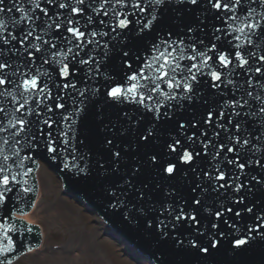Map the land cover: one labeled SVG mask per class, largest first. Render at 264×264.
I'll return each instance as SVG.
<instances>
[{
    "label": "snow or ice",
    "instance_id": "snow-or-ice-1",
    "mask_svg": "<svg viewBox=\"0 0 264 264\" xmlns=\"http://www.w3.org/2000/svg\"><path fill=\"white\" fill-rule=\"evenodd\" d=\"M35 154L144 264H264V0H0V264Z\"/></svg>",
    "mask_w": 264,
    "mask_h": 264
},
{
    "label": "bare ground",
    "instance_id": "bare-ground-1",
    "mask_svg": "<svg viewBox=\"0 0 264 264\" xmlns=\"http://www.w3.org/2000/svg\"><path fill=\"white\" fill-rule=\"evenodd\" d=\"M41 167H39V172H41ZM52 173H54L55 175L53 177V184L56 189L55 192H53V197L49 199L48 206H52V208H50V210L52 209V211L49 212V216H53V218L59 224L66 225V238H68L65 242L62 243V249H64V253L61 254L62 261H66L68 259H71V257H74L72 253H68V251L72 252V248L76 247V250L78 251V253H75L76 255L78 254L76 259H81V251L86 252L91 248L97 246L100 247L98 249V252L100 251V249H104V254H108L117 264H140L139 262L136 263L135 260H132V258L129 257L128 254L122 252V244H119V241H115V238L113 236H109L108 233L102 234L101 228H99L97 224L92 221L96 217L95 214H84L77 208V206L72 203L73 199L70 198L69 195L60 193L62 179L61 177L56 176L55 172ZM39 181L41 182L40 177ZM40 186L41 187L38 196L43 192V187L42 185ZM37 202L38 203L36 204L35 208L27 215L30 219L33 220H37L38 211H41L39 208L40 200H38ZM55 225L57 226V224ZM45 236L46 233L44 234V237ZM43 245L44 243H42L39 248L42 249ZM38 249H33L32 252H36V250ZM93 257L96 258V256ZM94 258H89V264H98V262H96ZM73 260L74 258L72 259V261ZM100 261V264H102L103 260L101 259ZM14 262H18V259L14 260ZM85 263L86 261L84 260V264Z\"/></svg>",
    "mask_w": 264,
    "mask_h": 264
},
{
    "label": "rangeland",
    "instance_id": "rangeland-1",
    "mask_svg": "<svg viewBox=\"0 0 264 264\" xmlns=\"http://www.w3.org/2000/svg\"><path fill=\"white\" fill-rule=\"evenodd\" d=\"M52 172L53 171H50V169L47 168V165L43 164L40 172L41 184L43 187V192L40 195L39 205L41 211H38L37 219L42 222L46 231V239L44 242V246L42 249L36 252L25 254L21 259L18 260V262H15L14 264H84V260L86 261L85 264H89V258L92 259L94 258L93 256H96V258L94 259L96 260V262H98V264L101 263V259L103 260L102 264H117L108 254H104V249H100V251L98 252V249L100 247L97 246L93 247L94 249L91 248L89 251L86 252L81 251V259H76L78 254L76 255L75 253H78V251L76 250V247L72 248V252L68 251V253H72L74 257H71V259H68L66 261H62L61 254L64 253V249H62V243L65 242L68 238H66V225L59 224L53 218V216H49V212L52 211V209L50 210L52 206H48L49 199L53 197V192H55L56 189L53 184V177L55 175ZM72 199V203L77 206V208L81 212L86 215L94 214L93 212L88 211V209H84V206H82V204L76 203V199ZM92 221L96 223L99 228H101L99 216L97 214ZM55 224H57V226ZM102 234L106 233L102 232ZM73 258L74 260L72 261ZM135 261L136 263L139 262L138 260Z\"/></svg>",
    "mask_w": 264,
    "mask_h": 264
},
{
    "label": "water",
    "instance_id": "water-1",
    "mask_svg": "<svg viewBox=\"0 0 264 264\" xmlns=\"http://www.w3.org/2000/svg\"><path fill=\"white\" fill-rule=\"evenodd\" d=\"M56 176H58V174H56ZM60 192L61 193H63V194H65L64 192H65V190H63V188H62V186H60ZM69 193H67V195H68ZM69 197L70 198H73L71 195H69ZM76 198V197H75ZM77 199V198H76ZM76 203H79L77 200H76ZM85 206H87L86 204H85ZM88 208V207H87ZM86 207H84V209H87ZM90 208V207H89ZM89 211V210H88ZM99 222H100V225H101V230H102V232L103 233H108V235L109 236H113L114 238H115V241H119V244H122V252H124V253H126V254H128L129 255V257H132V260H138L139 261V263L140 264H144V261L143 260H141L140 258H143V259H145V257H140V256H143L141 253H136V255H139V257L138 258H135V256H132V251H134L133 250V248L131 247V246H129V245H127V243H124L123 241H122V238L114 231V230H112V229H107V232H104V230H103V225L102 224H104L103 223V221H102V219L99 217ZM106 229V228H105ZM136 251H134V253H135ZM140 259V260H139Z\"/></svg>",
    "mask_w": 264,
    "mask_h": 264
}]
</instances>
